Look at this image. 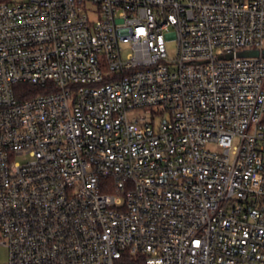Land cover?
<instances>
[{
    "label": "built area",
    "instance_id": "2783aa9c",
    "mask_svg": "<svg viewBox=\"0 0 264 264\" xmlns=\"http://www.w3.org/2000/svg\"><path fill=\"white\" fill-rule=\"evenodd\" d=\"M0 243L264 264V0H0Z\"/></svg>",
    "mask_w": 264,
    "mask_h": 264
},
{
    "label": "rangeland",
    "instance_id": "374dc122",
    "mask_svg": "<svg viewBox=\"0 0 264 264\" xmlns=\"http://www.w3.org/2000/svg\"><path fill=\"white\" fill-rule=\"evenodd\" d=\"M168 50L170 55L174 56L176 53V42H170L168 44ZM136 113L149 115V113L145 112L144 110H140L139 112ZM133 114L134 113L132 112L130 115L132 116ZM210 147L213 149L217 148L215 144H211ZM20 159L24 160L23 157H21ZM8 260H9L8 248L4 244L0 243V264H8Z\"/></svg>",
    "mask_w": 264,
    "mask_h": 264
},
{
    "label": "trees",
    "instance_id": "16d2710c",
    "mask_svg": "<svg viewBox=\"0 0 264 264\" xmlns=\"http://www.w3.org/2000/svg\"><path fill=\"white\" fill-rule=\"evenodd\" d=\"M20 86H30L29 84H21ZM126 264H144L141 258L134 257L133 255H128L126 257Z\"/></svg>",
    "mask_w": 264,
    "mask_h": 264
},
{
    "label": "water",
    "instance_id": "95a60500",
    "mask_svg": "<svg viewBox=\"0 0 264 264\" xmlns=\"http://www.w3.org/2000/svg\"><path fill=\"white\" fill-rule=\"evenodd\" d=\"M239 55L243 56H258L259 55V50H245L239 52Z\"/></svg>",
    "mask_w": 264,
    "mask_h": 264
}]
</instances>
